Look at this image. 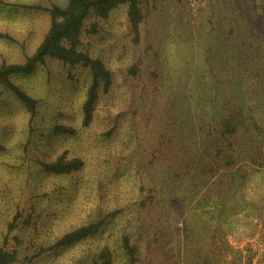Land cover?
<instances>
[{"label": "trees", "instance_id": "16d2710c", "mask_svg": "<svg viewBox=\"0 0 264 264\" xmlns=\"http://www.w3.org/2000/svg\"><path fill=\"white\" fill-rule=\"evenodd\" d=\"M160 1L50 0L23 6L42 12L48 26L32 53L19 44L20 62H0V104L9 96L29 117L25 159L33 161L39 183L42 178L56 185L44 189L45 196H36L42 188L29 182L18 192L23 197L28 189L33 195L25 207L12 205L13 219L0 240V264H43L88 243L94 247L80 250L78 264H264V27L261 17L255 21L250 13L253 8L264 12V0H228L216 16L220 27L212 30L199 21L194 31L184 32L189 47L198 41L197 61L207 66L192 84L210 88L194 106L187 104V92L161 93L160 68L144 77ZM116 12L124 15L125 39L134 54L126 72L133 89L123 107L101 119L100 140L114 146V162L106 173L86 179L90 170L82 156L45 152L49 136L39 126L42 102L19 79L39 70L51 73L54 67L66 82L84 78L81 123L92 128L115 81L93 43ZM206 40L207 60L202 59ZM152 120L154 134L134 142L135 131ZM72 134L75 129L66 125L49 133L56 138ZM81 189L94 196L85 216L76 217L68 229L59 221L60 234L45 232L52 223L50 204L56 201L63 211L65 193L72 198Z\"/></svg>", "mask_w": 264, "mask_h": 264}, {"label": "rangeland", "instance_id": "374dc122", "mask_svg": "<svg viewBox=\"0 0 264 264\" xmlns=\"http://www.w3.org/2000/svg\"><path fill=\"white\" fill-rule=\"evenodd\" d=\"M46 1L49 2L50 0H0V62L3 58L9 62H20L23 57L19 44H23L28 53H32L37 48L47 29L48 20L42 12L25 9L23 6L44 5ZM57 1L61 2L63 0H52V2ZM202 1L203 4L199 7L197 16L191 10L190 0H187V3L186 0L160 1L149 33L150 44L148 45L153 47L155 53L152 51L150 57L146 59L143 71L144 77H147L160 68L159 70L163 73L161 93L166 92L169 93V96L171 94L178 96L177 93L187 92L192 97L189 98L187 104L192 106L197 103L199 94L208 91L210 88L205 85L195 86L197 85L194 79L196 73L201 68L198 77H203L207 66H202L197 61V59H200L198 50L195 48L198 41H193L194 46L189 47V39H184V32L187 33L188 29L194 31L199 21H204L208 28L212 30H215L216 26L220 27L216 25V16L228 0H212L215 2L211 5H209L210 0ZM209 8L213 11H210ZM250 13L255 21L261 17L260 27L263 28V10H259L257 13L256 8H253ZM2 35L11 37L13 41L1 37ZM93 44L94 51L103 57L109 68L114 72L115 81L112 94L102 100L99 106L97 121L92 128L84 129L81 123V106L87 88L84 78L80 77L77 83L66 82L60 74V69L54 67L51 73L39 70L32 76L19 79V84L30 95L42 102L43 113L39 126L43 127L45 134L49 136L48 142H46L47 146L44 149L45 152L56 156L65 150H69L73 154L82 156L88 163L90 170L85 175L86 179L94 178V174L99 171L100 173H106L107 164L110 161L114 162L111 160L114 146L101 141L104 139L101 136L102 132L99 133L101 119L103 116L105 117L106 113H114L120 106L123 107L127 100L128 91L133 89L126 81V72L130 64L134 62V54L129 40L126 41L125 39L124 15L122 12L114 14L110 24L106 26V32L97 40H94ZM203 45L202 56L206 58L203 57L202 59L207 60L210 53L209 40L204 41ZM199 86L204 87L205 90L200 91ZM151 90L152 88H148V92ZM148 100L153 103L151 101L152 97ZM176 105H183L182 101H177ZM145 114L149 116L147 109ZM57 125L72 127L75 129L76 134L57 138L50 136L51 128ZM28 129L29 117L22 107L11 97H2L0 104V144L4 149H0V240L7 232L8 224L13 219L14 209L12 205L14 206L16 202H19L21 206L25 207L30 203L26 198L28 195L32 196L33 193L28 189V195L20 196L21 198L18 196V192L22 193V190L27 188L28 182L35 185L34 188L37 186L42 188L36 196L38 194L45 196V190L48 191L56 185L52 181L42 178L40 179L41 183H39L38 173L32 169L35 168L33 161L25 159L23 150ZM154 132V120H152L147 125H141L135 131L133 136L136 139L133 141L136 142L140 138L147 137L148 134H154ZM65 186L70 187V183L65 184ZM115 193H121L120 195H122L123 191L118 192L115 189ZM69 195L70 192L67 191L63 198L67 202L66 206L61 203L63 211L59 209L56 201L50 204L51 215L49 218L52 223L49 224L45 232L52 233L56 231L60 234L62 227L68 229L77 222L76 217L79 218L80 215L84 217L87 209L91 207L93 200L89 197L94 199V196L89 194L88 197L82 189L75 195L73 194L72 198ZM82 196H84V199ZM44 200H49V198H44ZM62 214H64V217L60 220ZM59 221L63 225L62 227L57 226L60 224ZM245 242L248 241L245 240ZM90 247H94L93 243L66 251L43 264H78L75 259L80 256V250L89 249ZM258 248H260L259 245Z\"/></svg>", "mask_w": 264, "mask_h": 264}, {"label": "built area", "instance_id": "2783aa9c", "mask_svg": "<svg viewBox=\"0 0 264 264\" xmlns=\"http://www.w3.org/2000/svg\"><path fill=\"white\" fill-rule=\"evenodd\" d=\"M201 4H203L202 0H190L191 10L194 15L198 13V9L201 6Z\"/></svg>", "mask_w": 264, "mask_h": 264}]
</instances>
